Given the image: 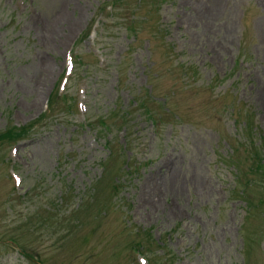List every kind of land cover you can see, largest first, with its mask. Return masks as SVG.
Segmentation results:
<instances>
[{
  "label": "rangeland",
  "instance_id": "obj_1",
  "mask_svg": "<svg viewBox=\"0 0 264 264\" xmlns=\"http://www.w3.org/2000/svg\"><path fill=\"white\" fill-rule=\"evenodd\" d=\"M102 1L0 0V132L47 110L49 91L73 53L71 76L58 91L77 101L71 112L50 111L20 139L0 142V264H144L125 247L126 224L164 235L159 244L167 254L155 245L146 250L154 264H264V200L257 203L264 179L247 171L248 159L235 179L227 160L242 139V121L234 124L230 109L238 118L245 112L252 132L264 137V0H160L154 7L129 0L134 11L125 8V18L104 30L100 22L110 20L98 13ZM130 16L146 17L135 37L124 33ZM156 24L181 51L177 60L195 67L190 89L167 91L175 74L159 67L168 62L160 36L150 34ZM149 50L161 71L152 79L157 98L165 94L177 117L153 125L137 116L130 161L144 162L132 179L123 177L120 193L103 197L107 188L98 194L91 187L101 170L94 161L106 152L102 138L73 128L85 112L111 107L115 96L126 101L117 76L147 83L141 69L152 61ZM113 134L123 140L122 129ZM252 175L254 184L245 186ZM245 233L258 239L248 256Z\"/></svg>",
  "mask_w": 264,
  "mask_h": 264
},
{
  "label": "trees",
  "instance_id": "obj_2",
  "mask_svg": "<svg viewBox=\"0 0 264 264\" xmlns=\"http://www.w3.org/2000/svg\"><path fill=\"white\" fill-rule=\"evenodd\" d=\"M140 0L136 1V4L138 5ZM122 3H125L128 5V0H116V3L113 2L112 0V4L114 8H111V10L109 12L106 13V16H108V18L110 20H112V23H118V17L123 18L125 15H121L119 14L121 7H122ZM99 10L102 11L103 10V5L99 6ZM135 20L132 19L129 22L125 23V28L126 30L129 31H134V29L136 28V22H134ZM103 25V27L106 29L107 26H109V23H106L105 21H103L101 23ZM111 26V23H110ZM153 29L156 32H159L160 29H158L157 26H154ZM152 36H155V34H152ZM127 49H131V46H127ZM77 61L80 62V58H77ZM181 63L180 62H176L172 65V71L176 70V67L180 68ZM148 70H146L148 77H151V74L149 73L150 68L147 67ZM185 67L181 68V72H182V78L177 81V82H173L172 87L170 88L171 91H174L177 88H185L186 84H185V80L183 81V76L186 74L187 77L189 76L190 78H194V74L192 72H195V69L192 68L191 70H187L185 71ZM122 82L121 78L118 77L117 80V84L120 85V83ZM127 90L130 92L132 99L129 100L128 103H136V105L140 106V111L142 113H145L148 117L152 118L153 120L157 119L160 115H161V109L164 110L163 113L167 112V109L164 106V102L166 100V98L163 99L162 103L157 101L156 99H153V96L151 93L147 92L144 85H140V87L138 89H135L132 87V85H128ZM152 88V87H151ZM66 97V94H64V96L62 97V99L64 100ZM49 101L51 102L50 104L52 105L53 100L52 98L49 99ZM64 103H66L67 106H71L72 101L67 102L66 100L64 101ZM168 112H171L170 109H168ZM130 113V109L129 108H125L122 109L119 106L117 107V105H115V109H110L108 110V112L103 113V114H99L97 115V117L95 118V120H91L88 121V125L95 128V135L98 136H104V133L106 132V130L110 129V125L115 121L116 118V114H120L121 117H124L125 114H129ZM104 116V117H100V116ZM38 116H43L42 113H40ZM162 119V116L159 118ZM35 121H30L28 123L25 124V126H16L11 124L9 126V129H4L3 131L0 132V140L1 139H8V140H15L19 137H21L22 135H24L27 130L29 129V127L34 123ZM104 145H107V139H104ZM247 142H249V138L247 137ZM111 146V145H110ZM121 148L120 145H115V148L112 149V155L116 150H119ZM124 148H132V145H130L128 143V141L126 140L124 142V144L122 145V150ZM264 148V142L260 141L258 144H254L253 142H251V145H247L246 149L249 150V152H247L249 158H251V164L249 166V170L252 173H257L259 175V177L262 179H264V164H262V162L260 161L261 155H260V150H262ZM111 149V147H110ZM121 152V151H120ZM98 164L101 165L102 170L107 171L108 169V160H104V159H98ZM248 171V170H247ZM256 174V176H257ZM256 179V178H255ZM259 179V178H258ZM256 179V181L258 180ZM252 176L251 180H248L245 183V186H250L253 185L255 180ZM93 184H96L94 186H91L93 189H98V194L100 192L101 189L105 188L106 186V182H100L99 178H96L95 181L92 182ZM92 184V185H93ZM115 188V183L111 182L110 183V189H114ZM116 192V191H115ZM114 194V192L112 193ZM111 194V195H112ZM104 195L103 197H110ZM89 196H92V193L90 192ZM240 197H242L245 201V204L249 203L248 199L246 198L247 196L240 194L238 195ZM259 200L257 201V203L260 200H264V198H258ZM256 203V204H257ZM243 218H248V212L245 213ZM261 219L264 220V215H262ZM127 233H130V231L128 230ZM144 236V241H146V244H144V241H141V238H135L132 237L130 239H127L126 244L127 247L131 248V249H136V250H142V248H144L145 250H147L148 252L150 251V245H151V239H150V230L147 229L146 231H144V233H142ZM244 240H246L244 242V246L246 247V255L250 252L249 248L252 247L253 243H255L257 241V238L251 237V234L249 233H245L244 234Z\"/></svg>",
  "mask_w": 264,
  "mask_h": 264
}]
</instances>
